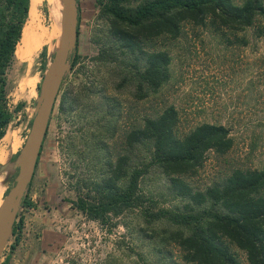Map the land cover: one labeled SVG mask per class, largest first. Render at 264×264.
Masks as SVG:
<instances>
[{
  "label": "rangeland",
  "instance_id": "374dc122",
  "mask_svg": "<svg viewBox=\"0 0 264 264\" xmlns=\"http://www.w3.org/2000/svg\"><path fill=\"white\" fill-rule=\"evenodd\" d=\"M99 1L77 0L75 64L63 78L28 189L32 206L20 205L17 214L16 221L21 219L23 224L19 242L12 250L16 235H11L0 264L6 257V264H191L183 260L177 245L163 240L166 235L162 230L173 228L166 219L147 224L137 211H130L101 225L88 220L73 204L76 191L85 192L107 160L124 154L134 165L149 160L147 143L126 152L123 137L167 107L177 112L176 133L180 136L209 123L226 127L233 139L226 155L209 152L195 174L183 177L193 189L202 191L233 169L264 168V18L258 17L252 28L238 34L246 45H226L209 28L189 23L182 28L180 38L159 39L153 46L169 54L170 77L156 93L139 100L134 96L136 82L130 79L132 59L120 57V52H116L117 62L99 59L107 44V25L99 17ZM243 1L233 0L237 5ZM259 1L264 8V0ZM39 10L47 27L45 3ZM57 36L53 45L61 39L60 29ZM50 47L40 49L32 68L33 79L26 87L19 88L10 78L15 60L7 71L6 100L13 118L5 133L8 141H0V161L4 157V164L14 159L28 134L43 75L57 49ZM64 91L69 93L71 108L61 113L58 107ZM19 103L23 106L15 111ZM96 130L99 139L93 134ZM15 176L13 171L0 172V204ZM140 188L155 213L180 205L167 190V178L155 167L141 178ZM232 251L247 264L241 251Z\"/></svg>",
  "mask_w": 264,
  "mask_h": 264
},
{
  "label": "trees",
  "instance_id": "16d2710c",
  "mask_svg": "<svg viewBox=\"0 0 264 264\" xmlns=\"http://www.w3.org/2000/svg\"><path fill=\"white\" fill-rule=\"evenodd\" d=\"M29 3L30 0H0V141L13 118L6 100V74L14 61ZM99 17L107 25V44L99 59L117 62L116 52L120 57L129 56L134 70L130 79L136 82L134 96L142 100L156 93L170 77V56L153 46L156 41L180 38L182 28L189 23L209 28L226 45H246L245 38H238V34L252 28L258 17L264 18V8L259 0H244L240 5L233 0H100ZM22 106L17 104L15 111ZM70 108L69 93L64 91L58 111L66 113ZM177 123V112L170 106L125 133L126 152L147 143L149 160H139L134 165L127 154L107 160L100 176L89 181L86 191H76L75 208L101 225L130 211H137L147 224L166 219L173 228L162 230L166 235L163 240L177 245L186 263L243 264L232 251L236 248L244 254L247 264H264V168L233 169L204 190L193 189L183 177L195 174L209 152L226 155L233 139L226 127L209 123L180 136L176 133ZM97 130L93 134L99 139ZM150 167L167 178V190L180 205L152 211L150 199L140 188L141 178ZM21 206H32L27 194ZM22 226L21 219L13 225L12 236L16 237L12 250L19 242ZM8 260L6 257L4 264Z\"/></svg>",
  "mask_w": 264,
  "mask_h": 264
},
{
  "label": "water",
  "instance_id": "95a60500",
  "mask_svg": "<svg viewBox=\"0 0 264 264\" xmlns=\"http://www.w3.org/2000/svg\"><path fill=\"white\" fill-rule=\"evenodd\" d=\"M60 24L61 39L54 57L43 75L30 128L14 162L16 176L0 204V258L12 235L21 201L28 193L29 185L34 177L60 86L70 69L71 56L76 52L78 39L77 0H64ZM6 167L0 166V172L4 171Z\"/></svg>",
  "mask_w": 264,
  "mask_h": 264
},
{
  "label": "bare ground",
  "instance_id": "6f19581e",
  "mask_svg": "<svg viewBox=\"0 0 264 264\" xmlns=\"http://www.w3.org/2000/svg\"><path fill=\"white\" fill-rule=\"evenodd\" d=\"M44 3L49 22L47 27L42 24L43 19L41 20L39 10ZM63 6L64 0H30L28 16L14 52L15 63L10 76L11 80L19 85V88L26 87L33 79L32 68L40 49L43 46H51L55 50L58 47V45H53V42L58 38L57 34L61 26L59 20L62 16ZM8 139L9 135L6 134L2 143H6ZM0 192L2 191L0 190Z\"/></svg>",
  "mask_w": 264,
  "mask_h": 264
},
{
  "label": "crops",
  "instance_id": "0c3cea01",
  "mask_svg": "<svg viewBox=\"0 0 264 264\" xmlns=\"http://www.w3.org/2000/svg\"><path fill=\"white\" fill-rule=\"evenodd\" d=\"M6 136V135H5ZM4 136V137H5ZM3 139V138H2ZM21 150V149H20ZM19 150V151H20ZM19 151L14 155V159H12V161H9V162H6L5 164L4 163H2V161L4 160V157H3V160L2 161H0V166H7L6 167V169L4 170V171H7V172H16V169H15V167H14V162H15V160H16V157H17V155H18V153H19ZM33 180V179H32ZM22 244H23V241L22 242H20V244H19V246L20 247H22Z\"/></svg>",
  "mask_w": 264,
  "mask_h": 264
},
{
  "label": "flooded vegetation",
  "instance_id": "af4514ba",
  "mask_svg": "<svg viewBox=\"0 0 264 264\" xmlns=\"http://www.w3.org/2000/svg\"><path fill=\"white\" fill-rule=\"evenodd\" d=\"M74 56H75V54L73 55V56H71V59H70V67H72L71 65H72V61H74L75 59H74Z\"/></svg>",
  "mask_w": 264,
  "mask_h": 264
}]
</instances>
